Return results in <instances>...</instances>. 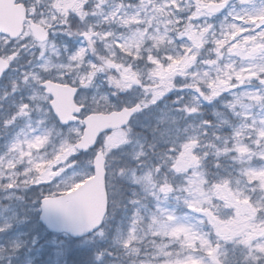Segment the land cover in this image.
<instances>
[{
  "label": "rangeland",
  "instance_id": "374dc122",
  "mask_svg": "<svg viewBox=\"0 0 264 264\" xmlns=\"http://www.w3.org/2000/svg\"><path fill=\"white\" fill-rule=\"evenodd\" d=\"M214 1L103 0L94 18L110 25L93 38L102 61L116 63L115 78L133 90L130 103L142 104L132 122L135 132L103 136L110 202L132 197L124 201L114 232L109 221L96 233L106 239L102 250L84 255L74 242L48 237L40 249L18 258L44 233L31 223L38 207L20 195L37 199L74 187L92 174L93 154L75 148L81 126L61 127L37 85L25 91L35 117L18 126L10 123L15 115L0 111L7 123L0 130V231H6L0 264H64L62 250L35 260L53 250V242L67 247L69 264H264V0H231L216 20L206 8ZM40 4V20L52 23L75 0ZM56 35L53 44L25 52L35 59L21 61L30 80L105 78L85 51H62ZM16 48L0 35V53Z\"/></svg>",
  "mask_w": 264,
  "mask_h": 264
},
{
  "label": "flooded vegetation",
  "instance_id": "af4514ba",
  "mask_svg": "<svg viewBox=\"0 0 264 264\" xmlns=\"http://www.w3.org/2000/svg\"><path fill=\"white\" fill-rule=\"evenodd\" d=\"M21 3H23L27 8V16L28 18L35 23L42 24L45 27L48 28V37L45 40H40L36 38L31 30L29 29V21L25 22V27L23 30V33L15 39L9 38L10 42L12 44H18V48L10 49L8 53H0V56L5 58L9 62V68L7 71H5L0 78V111L1 113L8 114V117L10 116L11 121L10 123L13 124L14 121H16V124L18 123L22 125V120L26 116H33L35 117L37 115V109L34 105V101L27 98V93L25 91H28V86L30 84H34L39 86V89L43 91L44 95L46 96V108L52 113L53 117L55 119L59 118L54 112V109L52 107V100L54 98V95L48 90L47 87L43 85V82L47 80H51L53 82L66 85L67 87H64L62 89V93L65 96V99L67 100L68 104L66 106L67 109L70 110V114L67 115V117H70L72 119H75L76 122L71 124H79L81 126V131L83 132L86 128V119L94 113H106L109 114L114 111H120L127 107H133L137 102L131 101V93L133 92L132 89L126 88V85L122 84L116 76L115 68L117 67L116 63H112L111 61L105 63L102 61L103 57L105 56L103 50L101 51L98 49L97 45L93 44V38L99 37V31H101L104 28L110 27L108 23H96L94 22V18L96 19L98 13H100L103 0H75V4L79 3L78 6H74L75 4L70 7L71 9H68L64 12V15H62V12L57 13L56 17H54L52 23H47L40 20V13H37L38 8L41 6L40 0H17ZM222 0H216L214 2H220ZM209 2L206 4V8ZM231 4V0H229V4L227 5L226 11L228 7ZM48 4L47 6H49ZM46 6V7H47ZM203 6V5H201ZM73 7H79L82 10H73ZM100 7V9L98 8ZM37 9V10H36ZM223 11H218L214 13H210L213 15V19L216 20V15L221 13ZM56 35V45L62 48V51H85V56H87L88 59L92 58V61L96 63V65L101 66V70L105 78H101L99 75L94 79H88V76L86 74L82 75V78L78 80H74L72 75H68L66 79H55L47 76H43L41 79H38V81L34 82L29 79L26 74H24L25 65L21 62L22 60L27 61H33L35 59L29 58V56L25 53L28 50L34 48L36 50L40 49L42 45L47 43H54L55 34ZM242 34L243 31H240ZM64 36V37H63ZM26 37L27 41H23ZM25 39V40H26ZM98 39V38H97ZM84 46V47H83ZM85 48V50L83 49ZM245 48V46L243 47ZM101 51V52H100ZM29 65V64H28ZM89 69H85V71H88ZM26 77V78H25ZM13 82H15L13 84ZM28 85V86H27ZM102 95H105L107 99L103 98ZM85 97V100L83 99ZM99 99L100 103L93 102V100ZM106 100L112 102L114 105L109 104L107 105ZM28 102V103H27ZM25 103L26 106L22 109L21 105ZM136 115H133L129 122L125 124L122 127L107 130L101 134L97 145L94 148H90L82 154L90 153L94 154L95 152L101 150L103 151L105 157H106V169H107V178L106 183L109 184L108 176L109 174V154L107 152V147L105 146V142L103 140V136L110 135L116 131H122V130H128L131 132H135L136 127L133 126V120ZM61 127H65L64 125H61ZM7 127V123H3L2 118H0V130L1 132H5V128ZM193 150V146H190L186 149L188 153H190ZM78 157V156H77ZM88 161H91V159H88ZM193 161V159H192ZM129 164V163H128ZM91 165V163H90ZM56 174V171L54 172ZM124 188H129L123 187ZM58 194V193H56ZM27 203L31 204L34 207H38V210H35V213L33 212L34 219L32 222H37L38 227H42L44 233L41 235H37L38 241H36L34 244L30 243V247L32 248H24L20 250V254L18 255V258L22 260L28 256L29 254L33 253L34 251L41 248V246L44 245L49 239L48 237H53L54 241L64 242L63 244H67L69 242H75L77 246V252L82 254L87 244L90 243V247L95 245V249H101L105 245L106 239L104 237L97 238L96 233L100 230H102L104 227L106 229V225L111 224V232H114L115 225L117 223L118 216L121 214V212L124 210L125 205L124 201H126L127 198H131L132 195H120L118 200L110 202L109 200V208L107 215L104 219V222L99 230H97L94 233H91L88 236L83 237H72L67 232H56L53 230H48L47 227L41 222L40 220V214H41V204L44 197L47 196H55V195H36L37 199L29 198L27 195H20ZM123 196V199H121ZM118 202L119 209L117 212L112 209L113 205ZM130 204L127 203L126 207L128 208ZM111 218V219H110ZM232 225H235L234 222H232ZM18 228V227H15ZM14 228L11 230L13 231ZM10 231V232H12ZM4 231H0V235L5 234ZM255 235H252L254 237ZM93 237H95L93 240H91ZM33 238V237H32ZM31 240V236H30ZM67 242V243H65ZM93 242V245L91 244ZM51 244V241H50ZM101 245V246H100ZM58 250L63 252V260L64 264H69L68 262V252L66 246H60L59 243L53 242V250L50 248L48 254L45 253L43 257L36 258L35 260L41 261V260H48L53 255V258L55 257V254L58 253ZM100 253V250H99ZM102 253V252H101ZM16 254V253H15ZM47 254V255H46ZM84 254V253H83ZM243 264V263H242ZM258 264H262V261L258 262Z\"/></svg>",
  "mask_w": 264,
  "mask_h": 264
},
{
  "label": "water",
  "instance_id": "95a60500",
  "mask_svg": "<svg viewBox=\"0 0 264 264\" xmlns=\"http://www.w3.org/2000/svg\"><path fill=\"white\" fill-rule=\"evenodd\" d=\"M227 2L221 5L224 7ZM26 18V8L16 0H0V33H6L11 37L20 34L23 22ZM31 28L39 38L46 37V29L41 25L31 23ZM256 48L252 49L254 53ZM8 64L0 58V75ZM48 89L55 94L52 102L55 111L60 115L61 122L69 121L65 118L68 102L58 96L60 84L45 83ZM139 105L130 109L109 114H92L86 119V128L81 139L76 143L78 149L94 146L98 135L106 130L124 125L130 116L139 110ZM94 175L86 179L77 188L59 195L46 197L42 200L41 220L53 230L68 231L74 236H82L96 230L102 223L107 211V191L105 188V159L98 153L94 158ZM227 232L226 229H223Z\"/></svg>",
  "mask_w": 264,
  "mask_h": 264
},
{
  "label": "trees",
  "instance_id": "16d2710c",
  "mask_svg": "<svg viewBox=\"0 0 264 264\" xmlns=\"http://www.w3.org/2000/svg\"><path fill=\"white\" fill-rule=\"evenodd\" d=\"M205 115L210 118V112H207L206 111V114Z\"/></svg>",
  "mask_w": 264,
  "mask_h": 264
}]
</instances>
